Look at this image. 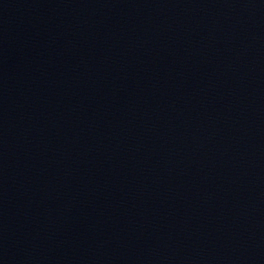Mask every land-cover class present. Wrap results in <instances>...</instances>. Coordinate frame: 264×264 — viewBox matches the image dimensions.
Returning <instances> with one entry per match:
<instances>
[{
    "label": "water",
    "instance_id": "water-1",
    "mask_svg": "<svg viewBox=\"0 0 264 264\" xmlns=\"http://www.w3.org/2000/svg\"><path fill=\"white\" fill-rule=\"evenodd\" d=\"M0 264H264V0H0Z\"/></svg>",
    "mask_w": 264,
    "mask_h": 264
}]
</instances>
